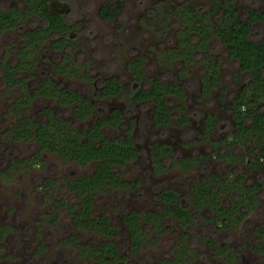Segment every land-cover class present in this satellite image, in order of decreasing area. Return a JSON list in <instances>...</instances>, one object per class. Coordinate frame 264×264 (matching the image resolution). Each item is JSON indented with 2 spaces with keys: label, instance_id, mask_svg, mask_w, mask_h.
<instances>
[{
  "label": "rangeland",
  "instance_id": "obj_1",
  "mask_svg": "<svg viewBox=\"0 0 264 264\" xmlns=\"http://www.w3.org/2000/svg\"><path fill=\"white\" fill-rule=\"evenodd\" d=\"M114 1L52 4L64 8L66 19L73 24L68 62L86 73L88 81L53 72L50 61L61 55L48 45L33 54L37 64L30 78L33 86L46 73L59 86L79 89L94 102L96 114L108 113L112 107L123 112L121 123L116 128L103 127V133L108 137L129 133L138 153L120 168L127 184L94 194V213L104 212L118 227L115 240L119 251L128 256L126 264H264V241L257 232L264 225V86L252 85L249 73L226 51V29L238 19L250 22V38L264 36V21L259 17L264 0H121L114 16L101 17L98 7ZM0 5L22 7L23 2L0 0ZM183 6L191 8L199 20L184 21ZM41 22L31 17L1 34L0 57L14 61L19 32ZM193 27H197L199 46L188 55L180 43ZM135 56L142 57L140 66L146 76L181 85L183 94L168 95L171 118L166 125L153 120L151 99L133 102L127 96L132 78L128 61ZM109 76L120 80L124 92L99 96ZM18 93V88L7 86L0 77V264H92L65 239L76 236L80 241L97 242L101 236L76 227L64 206L57 209L53 222L49 214L56 200H76L66 177L91 171L94 164H78L48 150L41 152L42 162L25 161L37 150V143L15 141L6 133L14 119L11 108ZM45 107L76 127L89 121L75 119L71 105L47 96L33 97L24 113L43 119ZM210 114L217 120L206 133L203 127ZM244 116L246 127H241L238 122ZM155 143L171 148V155L159 157V163L152 152ZM213 174L226 184L218 201L224 206L238 202L229 218L213 220L210 205L194 206L189 201L191 186ZM167 187L187 202L191 220L184 224L167 217L160 228L145 224L143 242L137 252H130L122 214L132 209L141 213L161 210L157 193Z\"/></svg>",
  "mask_w": 264,
  "mask_h": 264
},
{
  "label": "trees",
  "instance_id": "obj_2",
  "mask_svg": "<svg viewBox=\"0 0 264 264\" xmlns=\"http://www.w3.org/2000/svg\"><path fill=\"white\" fill-rule=\"evenodd\" d=\"M60 0H22L23 6L0 5V35L20 26L21 22L31 17L42 20L41 24L25 27L19 32L20 42L15 48L16 58L8 62L3 56L0 57V77L9 87L19 89L15 102L12 104L14 119L6 129L7 136L15 141H35L37 150L25 157V161L42 162L41 152L48 150L59 155L61 158H70L78 164L93 163L91 171L84 172L77 177H66L67 186L76 194V200L67 202L63 199L55 201V210L49 214L50 221L57 217V209L64 206L72 217V221L79 229H86L101 236L97 242L80 241L76 236L65 239L76 250L90 258L92 264H126L128 256L119 251L115 237L118 227L110 221L104 213L95 214L93 208V196L105 188H113L127 184L121 176L120 168L134 160L138 148L129 133L120 137H108L103 133V127L116 128L123 120V112L118 107H112L108 113L96 114L94 102L84 95L79 89L68 86H59L50 75L43 76L31 86L30 78L37 64V58L33 55L36 49L48 45L51 49L59 51V60L50 61L53 72L66 76H74L87 80V75L69 61L68 46L72 45L73 27L66 19L64 8L52 4ZM122 5L121 0L113 3H103L98 7V13L103 18L114 16ZM182 18L184 21H198L196 13L188 6H183ZM264 21V11L259 14ZM188 23V24H189ZM249 21H235V24L226 29L228 36L226 42L227 54L238 60L242 71H247L252 85L264 86V36L252 39L248 36L250 29ZM186 29V28H185ZM198 35L197 27H193L190 34L181 40L188 51V55L196 50L199 41L195 40ZM194 49V50H193ZM177 51V50H176ZM181 52V53H183ZM30 54V55H29ZM141 56H135L128 61L131 73L130 90L128 98L133 102H141L147 99L153 101L152 117L156 124L166 125L170 122L171 111L167 105L168 95L183 94L180 83L174 80H162L157 77H148L143 68L141 69ZM75 64V63H74ZM144 82V85L141 83ZM124 85L116 76L105 79L99 90V96L120 95L124 91ZM47 96L57 100L62 105H71L72 116L77 120L88 119L83 127H76L68 119L57 115L50 108H43L45 118L37 119L25 115L24 109L35 96ZM182 109V108H181ZM94 116L92 119L91 116ZM246 115H249L246 113ZM245 115V116H246ZM185 120V110L182 109ZM238 122L244 125L246 117ZM250 116V115H249ZM247 116V119L249 118ZM217 117L208 115L204 123V131L209 133L215 127ZM152 152L159 163L161 156L171 155V148L163 143H155ZM233 180L231 185L234 186ZM225 181L221 183L218 175L203 183L193 184L189 194V201L194 206L206 203L213 208L215 214L212 219L229 218L237 201L227 206L218 201V196L224 190ZM228 185V183H227ZM163 208L159 211L148 210L139 212L130 210L122 214L121 218L129 235V250L137 252L146 234L147 223H152L160 228L162 221L172 217L180 223L191 220V209L187 202L176 194V190L167 187L157 193ZM143 220V223H140ZM146 224V226H145ZM2 229L0 230L1 233ZM261 239L264 241V225L257 227ZM263 236V237H262ZM210 242V241H209ZM218 248L217 245H213ZM263 252H264V245Z\"/></svg>",
  "mask_w": 264,
  "mask_h": 264
}]
</instances>
